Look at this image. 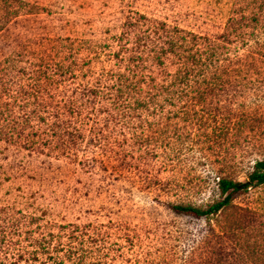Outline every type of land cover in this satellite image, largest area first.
<instances>
[{"label": "rangeland", "instance_id": "374dc122", "mask_svg": "<svg viewBox=\"0 0 264 264\" xmlns=\"http://www.w3.org/2000/svg\"><path fill=\"white\" fill-rule=\"evenodd\" d=\"M135 13L202 37V86L214 87L205 104L175 99L131 121L108 118L102 96L91 101L84 90L126 67L119 36ZM152 39L126 45L146 54L165 40ZM151 62L158 79L176 69L172 58L164 70ZM67 99L84 139L65 149L79 159L23 148L35 133L45 149L57 143L49 126ZM261 159L264 0H0V264H14L20 245L33 250L14 231L30 214L77 224L83 240L68 245L53 226L63 244L20 264H264V184L208 217L172 208L221 199L219 178L244 182Z\"/></svg>", "mask_w": 264, "mask_h": 264}, {"label": "trees", "instance_id": "16d2710c", "mask_svg": "<svg viewBox=\"0 0 264 264\" xmlns=\"http://www.w3.org/2000/svg\"><path fill=\"white\" fill-rule=\"evenodd\" d=\"M142 26H145V29H141ZM150 34L153 36H150ZM161 37L165 38L162 41L163 45L161 47H155L154 45L146 54L133 53L126 45V41L132 40V47L139 49L145 47L147 44H154L152 38L159 39ZM119 41L122 42L121 51L128 52L126 67L123 71L110 74L112 80L109 85L101 86L98 83L94 87L84 90L90 96L91 101H95L97 97L102 96L108 102L106 108L108 118L132 121L138 120L144 115L151 117L157 112L158 105L170 104L175 99L188 98L187 100L190 102L205 104L209 92L214 90L213 85L210 87V84L202 86L203 81L206 79L204 77L205 66L208 64L205 63L203 57L204 50L201 45V36L190 31H184L178 27L168 26L165 22L156 19L150 20L144 14L135 13L134 16H128L124 21ZM148 58L152 59L151 63L158 64L161 70H164V60L172 58L173 63L176 64V69L172 73L164 70V76L158 79L146 70L147 65L145 61ZM59 109L64 114V118L60 119V121H58L59 119L54 120L49 126V129L59 136L57 143L53 145L46 143L48 148L45 149L41 146L42 143L37 142L40 135L35 133L32 136L30 135L26 145H22V147L28 148L30 151L39 150L37 152H41L47 156H50L52 153L57 159L68 158L70 160H77L79 159L77 155H71L70 151L65 149L68 148L70 150L71 145L75 147L80 143L79 141L84 139L80 130L69 127L70 122L68 119L76 114L73 100H64L59 105ZM178 114L182 116L190 115L189 107L181 109ZM41 118L42 121H45L44 117ZM93 129L91 128V130ZM63 137L67 139L65 143H63ZM16 138L14 135H10L6 140L14 142ZM89 142L91 145H94L92 138L89 139ZM263 184L264 159H261L253 164L252 170L244 182L227 177L219 178L218 189L222 196L221 199L204 208L183 204L173 205L172 208L182 214L208 217L229 206L234 194ZM15 221L17 220L15 219ZM53 226L69 232L64 239L68 245L82 243L83 238L77 234V229L79 228L77 224L57 225L53 222H45L42 217L36 214H30L26 217L24 223L14 225V231L20 232L21 230H25L26 236L24 235L23 240H21L24 241L26 239L29 244L33 245V250H28L26 246L20 245L16 250L14 264H20L19 261L23 262L25 260L26 262H37L40 259L42 251L49 248L54 238L63 244L61 236L56 235L57 233L51 229ZM39 231H46V233L40 232L41 238H38L35 234ZM68 248L71 249L72 247L68 246Z\"/></svg>", "mask_w": 264, "mask_h": 264}]
</instances>
